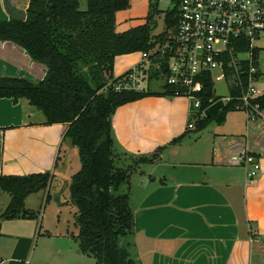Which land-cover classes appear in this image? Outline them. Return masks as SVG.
Masks as SVG:
<instances>
[{"label":"crops","instance_id":"1","mask_svg":"<svg viewBox=\"0 0 264 264\" xmlns=\"http://www.w3.org/2000/svg\"><path fill=\"white\" fill-rule=\"evenodd\" d=\"M28 7L29 0H0V20H25ZM133 56L138 58L132 61ZM119 60L128 62L115 77L147 59L142 52L120 55L114 69ZM0 76L38 82L45 76V67L19 45L0 41ZM190 106V99L182 96L151 95L121 105L113 115L118 165L158 151L153 163L143 164L130 178L135 224L123 242L138 264H264V110L256 119L244 110H232L223 122L212 121L198 130L197 125L188 126ZM66 128L47 124L43 112L27 98H0V174L53 171L51 185L38 194L44 200L49 193L50 199L61 203L59 193L65 195L69 180L67 170L59 172L55 163L62 157L64 143L70 141L64 139ZM179 136L181 140L174 143ZM246 153L260 162L256 178L248 176V167L241 162ZM65 156L60 160L64 166ZM122 185L124 193L128 185ZM6 194L0 190V199L5 198L0 213L11 200ZM32 195L26 198L27 210H32L28 206ZM22 237L31 238L16 237L8 264L25 258L22 246L18 256L14 254ZM58 237L74 241L68 233ZM75 244V249L61 250L82 255Z\"/></svg>","mask_w":264,"mask_h":264},{"label":"trees","instance_id":"2","mask_svg":"<svg viewBox=\"0 0 264 264\" xmlns=\"http://www.w3.org/2000/svg\"><path fill=\"white\" fill-rule=\"evenodd\" d=\"M173 2L174 10L165 15L167 28L178 21L179 0ZM129 7L130 0H87L86 9L81 8L80 0H29L25 20H0V41L19 45L33 61L45 67V76L38 82L27 77L0 76V98L15 101L27 98L43 112L47 124L66 125L64 139H69L72 148L78 149L81 161L80 166L72 170L69 183V200L77 208L74 222L78 228L77 234L69 233V236L77 243L78 250L93 256L97 264H138L123 242L133 233L135 224L130 178L136 167L145 162L153 163L158 157L156 151L150 156L134 158L132 164L118 165L119 155L112 134L113 115L121 105L147 96H176L175 87L169 85L159 90L151 87L145 91L113 89L112 85L126 75L125 72L114 76L115 58L142 52L155 61L157 53L152 50L164 36L162 33L153 40L157 27L154 13H149L143 24L117 31L116 13ZM163 73L167 71L164 69ZM159 75L157 71L151 79H158ZM247 78L245 75V83ZM233 94L238 97L241 89ZM201 96V109L191 111L189 118V123L197 125L198 130L212 121L223 122L229 111L236 110L237 99L208 117L202 114L203 110L221 97H214L213 85L209 82ZM256 100L263 111L264 95ZM60 160L61 155L55 168ZM54 177L53 171L1 173L0 190L11 196L2 218L35 217L32 210L24 212L26 198L47 189ZM122 184L128 185L124 193L119 192ZM49 199L48 193L46 200ZM32 244V238L19 239L14 254L18 256L21 246L25 254L19 264H24Z\"/></svg>","mask_w":264,"mask_h":264},{"label":"built area","instance_id":"3","mask_svg":"<svg viewBox=\"0 0 264 264\" xmlns=\"http://www.w3.org/2000/svg\"><path fill=\"white\" fill-rule=\"evenodd\" d=\"M177 17L176 25L162 32L163 39L152 50L159 62L144 54L147 64L141 62L127 70L120 81L110 82L113 89L145 91L162 80L160 87H175L176 96L188 97L190 111H197L207 82L213 86L224 82L230 88L229 95L213 100L202 114L218 101L225 106L237 99L236 109L246 111L250 119L258 118L262 110L256 99L264 95V87L255 81L264 47L258 43L264 36V0H179ZM157 71L159 78L151 79ZM236 89H241V94L235 98ZM188 126L195 125L190 122ZM241 162L248 167L251 179L259 175L261 165L255 155L246 153Z\"/></svg>","mask_w":264,"mask_h":264},{"label":"rangeland","instance_id":"4","mask_svg":"<svg viewBox=\"0 0 264 264\" xmlns=\"http://www.w3.org/2000/svg\"><path fill=\"white\" fill-rule=\"evenodd\" d=\"M81 8H87V0H80ZM175 8V3L172 0H130V7L125 10H119L116 13V29L117 31H123L131 27L143 24L146 21V17L149 13H154V19L157 21V27L154 30L153 40L162 34L167 28L165 23L166 12L173 11ZM157 10L160 11L157 12ZM258 43L264 45V36ZM156 49L153 48V51ZM138 57L133 56L132 61L136 60ZM261 62L259 63V78L255 81L258 87H264V47L261 51ZM128 60L117 61V68L114 69V75H118L122 72L127 65ZM158 63L159 61H153ZM146 61L143 63L145 64ZM154 64V63H153ZM159 82L152 83L151 88L154 90H159ZM230 88L226 86L224 82H217L213 86L214 97H224L228 96ZM185 97V96H184ZM188 99V97H185ZM62 149V157L67 155L68 159L66 166L59 163L57 170L60 172L61 168L67 170L66 176L71 181L72 170L78 168L81 164L80 156L77 148H71L70 141L64 143ZM150 156V155H147ZM66 157V156H65ZM66 157V158H67ZM125 161V160H124ZM131 160L128 164H132ZM150 164L149 162L142 163ZM140 167H136L131 177L140 171ZM69 171V172H68ZM69 173V174H68ZM64 175H61L60 180H63ZM61 187V186H60ZM59 187V188H60ZM125 185H122L119 190L120 193L123 192ZM61 192V203H56L55 200L50 199L47 201L45 198L42 200L41 193H33L29 198L30 203L28 206L32 208L35 213V217L30 219H4L0 217L1 223V235H0V263L8 264L9 259L12 254L13 245L15 243L17 236H28L33 239V244L28 256V261L26 264H97L96 259L93 256L79 254L75 250H61L56 243V238L61 233H75L77 234L78 228L75 226L74 212L76 211V206L71 204L69 197V189ZM8 195V194H6ZM66 197L70 203H64L63 197ZM5 198H1L0 202H4ZM5 203H0V209L4 207ZM4 212V211H3ZM2 212V213H3ZM0 213V215H2ZM3 220H2V219ZM50 232V234H47Z\"/></svg>","mask_w":264,"mask_h":264},{"label":"water","instance_id":"5","mask_svg":"<svg viewBox=\"0 0 264 264\" xmlns=\"http://www.w3.org/2000/svg\"><path fill=\"white\" fill-rule=\"evenodd\" d=\"M31 80H33L30 77H27ZM34 81V80H33ZM36 82V81H35ZM224 107V104L222 103V101H218L215 104H213L212 106H210L206 112L205 115L206 116H212L214 115L216 112H218L219 110H221ZM64 192V191H63ZM61 196V193H59ZM58 201L60 202V197L58 199ZM64 203H69L68 200H66ZM24 212H29L27 209H24ZM56 243L59 246L60 249H68V248H76V244L74 241L70 240L68 237H57L56 238Z\"/></svg>","mask_w":264,"mask_h":264}]
</instances>
